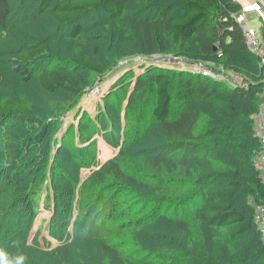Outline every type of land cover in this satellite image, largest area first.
I'll return each mask as SVG.
<instances>
[{
	"label": "rangeland",
	"instance_id": "374dc122",
	"mask_svg": "<svg viewBox=\"0 0 264 264\" xmlns=\"http://www.w3.org/2000/svg\"><path fill=\"white\" fill-rule=\"evenodd\" d=\"M42 1L11 0L12 13L7 27L5 30L0 28V95L29 104L40 116L39 120L49 126V133L35 150L36 155L32 156L30 146L20 147L23 149L22 156L26 155V162H16V169L23 170L24 173H20L18 178L9 174L0 181V213L7 210L10 214L7 226L11 232L9 244L18 253L23 252L22 244L36 206L30 196H26L27 199L24 197L25 190H21L32 181H37L44 190L40 195V212L34 221L32 236L34 232H38L43 221L50 220L51 217L44 198L48 199L54 192L60 206L51 235H41L42 231L37 233L35 242L39 249L23 252L25 258L38 259L40 264H62V257L66 259L63 264H206L202 252L214 255V242L222 239L236 257L244 254L256 236L252 231L247 230L238 238L231 239L225 227L203 226L193 217L194 208L199 201L177 209V200L187 197L194 186L188 184L184 169L178 168L177 171L166 173L162 166L157 165V161L164 156L179 155L178 149L173 141L167 140L161 125L153 118L155 90L151 86H145L135 96L134 83L145 65L180 64L185 67L188 61L194 62V66L198 67L202 64L203 70L227 79L232 85H247L246 79L240 74L216 71V62L189 57L184 53L187 48L181 50L178 46L174 47L171 41L168 47L159 41L149 45L151 41L144 35L143 29L137 28L134 23L151 25L157 19L159 7L148 8L141 3L128 5V21L111 20L104 13L92 14L82 21L80 36L85 38L92 52L106 66L102 75L86 73L70 62L75 39L70 30L61 26L49 14L37 11ZM262 5H259L261 9L264 7ZM169 7L172 14L182 12L177 0H171ZM251 8L248 7L247 10ZM245 16L248 24L253 26L264 21L260 19L258 10ZM40 45L49 46V60L30 65V79L18 75L12 68V55L18 50ZM55 68L61 72L75 71L85 76L87 84L81 93L74 95L60 90L55 93L45 90L38 82V74ZM127 69L131 71L125 76ZM120 78L121 83L118 85ZM185 85L176 81L173 96H178L177 90L185 91ZM257 100L260 110L253 117L255 127L260 131V118L264 115V92ZM172 105L174 111L176 105ZM79 121L82 123L81 138L80 135L73 134L71 129L72 124L76 125ZM25 124L18 117L0 121V153L4 148L5 151L9 148L7 137L12 132L9 127L22 128ZM212 126L216 127L217 124ZM201 128L202 126L198 131ZM27 134L26 132L22 136ZM57 136L59 140L54 141ZM73 139L79 141L77 146ZM208 141L211 139L206 142ZM206 153L208 152H203L202 155ZM262 154L263 150L260 155ZM110 158L120 163L119 166L129 176L128 181L117 179L112 172L105 181L93 176ZM28 160H35V163L26 167ZM167 176L178 178L172 181L171 187L163 179ZM149 182L156 187V192L147 193L142 187V183ZM102 190L107 191V195L121 196L128 211L127 222L130 224H123L122 220H109L99 226L96 234L99 239L92 237L74 240V226H81L75 221L81 213L80 203L96 198V195H101ZM23 199H26V203L20 206ZM236 201L238 208L246 216L252 215L253 225L255 230H260L264 247V228L259 224L258 216L263 206L256 204L252 213L250 203L254 201L243 190ZM133 219L139 220V223L132 224L135 222ZM91 222L90 220L89 225ZM49 223L51 222L47 224ZM67 238H70V246L60 247V260L36 254V250L40 251L43 247L44 250L58 248L62 239ZM106 244L112 246L113 250L107 251ZM261 260L262 258L257 259V262ZM222 264L230 262L224 260ZM254 264H257L256 261Z\"/></svg>",
	"mask_w": 264,
	"mask_h": 264
},
{
	"label": "trees",
	"instance_id": "16d2710c",
	"mask_svg": "<svg viewBox=\"0 0 264 264\" xmlns=\"http://www.w3.org/2000/svg\"><path fill=\"white\" fill-rule=\"evenodd\" d=\"M177 1L182 10L180 14H172L169 11L171 0H43L37 11L49 14L61 26L70 30L75 38L70 62L86 73L102 75L106 66L92 52L85 38L80 36L82 21L95 13H104L111 20L128 21L130 20L127 16L128 5L141 3L148 8L159 7L157 19L151 25L134 23L137 28L143 29L144 35L151 41L149 45L152 46L159 41L168 47L171 41L174 47L178 46L181 50L187 48L184 53L189 57L216 62V71L240 74L246 79L247 85H232L225 78L205 73L200 69L202 64L198 67L194 66V62L188 61L185 67H181L179 63L168 66L145 65L142 74L136 76L134 85L135 96L145 86H151L155 90L153 118L161 125L167 140L173 141L178 149L179 155L164 156L157 161V165L162 166L166 173L177 171L178 168L184 169L188 176V184L194 186L187 197L177 200V209L186 208L188 204L191 206L199 201L194 208L193 217L203 226L225 227L231 239L238 238L247 230L256 235L249 249L246 248L245 253L237 257L223 239L216 240L213 245L214 255L202 252L205 263L222 264V261L229 260L230 264H237L239 261L238 264H254L255 261L257 264H264L260 230H255L252 215L246 216L238 208L236 201L238 194L243 190L250 200L254 201L250 203L252 213L256 204L264 208V182L261 170L256 167V160L264 148V139L256 129L253 117L260 110L257 99L264 92V70L260 65V57L247 45L242 26L235 17L242 8L235 0ZM11 13V0H0L1 29H6ZM48 49V45H40L32 49L18 50L11 58L13 70L23 78L30 79L29 66L48 61ZM128 71L131 70L127 69L125 76ZM121 78L117 82L118 85ZM176 81L186 84L184 87L186 89L177 90L178 96L175 97L172 92ZM38 82L50 93L60 90L74 95L80 94L87 84L86 77L78 72H61L57 68L39 73ZM121 86L124 89V83ZM172 104L176 105L174 111ZM12 117H18L26 124L22 128L9 127L12 130L7 137L9 148L6 151L4 148L0 153V181L9 174L20 177V173L23 174L24 171L16 169V162H26L24 159L26 155L22 156L23 149L20 147L30 146L31 154L34 156L36 148L49 133V126L39 120L40 116L29 104L0 95V121L5 122ZM214 123L217 124L216 127L212 126ZM201 126V130L198 131ZM71 129L73 134L82 137L81 121L76 125L72 124ZM26 132L27 136L23 137ZM209 138L211 141L206 142ZM57 139L59 140V136L53 140ZM74 143L77 146L79 141L74 140ZM203 152L208 153L202 155ZM113 159L106 160L93 176L105 181L112 172L117 179L127 180L129 177L127 172L119 166L120 163L116 159L115 161ZM27 162L26 167L35 163V160ZM163 179L166 185L171 187L172 181L178 178L167 176ZM40 186L39 182L32 181L21 190V192L25 190L24 197L30 196L36 206L24 237L25 241L21 243L24 253L39 249L35 242L37 233L42 231L41 235L42 233L51 235L60 207L56 193L54 195L53 192L48 199L44 198L47 208L51 211V217L50 220H44L38 232H34L32 236L34 221L40 212V195L44 190ZM142 187L147 193L156 192V187L150 182L142 183ZM103 191L101 195L97 193L96 198L80 203L81 213L75 221L81 226H74L72 233L74 240L96 237L99 226L109 220H122L123 224H130L127 222L128 211L124 201H121V196L107 195V191ZM26 199L20 201V206L26 203ZM8 217L10 214L7 210L0 213V250L7 253L9 259H15L21 256L20 254L25 255L23 252L18 253L9 244L11 232L7 228ZM90 220L92 222L89 225ZM133 220L135 222L132 224L139 223V220ZM47 221L51 223L47 224ZM68 239L70 238L62 239L58 248L44 250L43 247L40 251L36 250V254L60 260L62 257L60 247L62 245L69 247ZM105 247L107 251L113 250L109 244ZM261 258V262H257V259ZM27 262L40 264L35 258H25L24 263ZM60 262L63 264L66 259L62 257Z\"/></svg>",
	"mask_w": 264,
	"mask_h": 264
},
{
	"label": "built area",
	"instance_id": "2783aa9c",
	"mask_svg": "<svg viewBox=\"0 0 264 264\" xmlns=\"http://www.w3.org/2000/svg\"><path fill=\"white\" fill-rule=\"evenodd\" d=\"M259 1V0H254ZM235 17L237 19L238 22H240L243 32H244V36L246 38L247 41V45L250 48V50H252L255 54H257L260 57V65L262 66L263 70H264V38L261 37L258 34L257 29L253 26L248 24L247 22V18L245 16V13L243 12V10L239 11L238 13L235 14ZM200 69L203 70L202 66L200 67ZM205 71V70H203ZM205 73L210 74L209 72L205 71ZM261 119V130L259 131V134L262 135L263 139H264V115H262ZM264 151V148H263ZM264 154L260 155L258 160H257V168H259L261 170V178L264 182ZM261 211L259 212V224L261 225V227L264 228V208L260 209Z\"/></svg>",
	"mask_w": 264,
	"mask_h": 264
},
{
	"label": "crops",
	"instance_id": "0c3cea01",
	"mask_svg": "<svg viewBox=\"0 0 264 264\" xmlns=\"http://www.w3.org/2000/svg\"><path fill=\"white\" fill-rule=\"evenodd\" d=\"M237 3H239V5H241V8L243 10V12L246 14L248 13H251L252 11H256L258 10L259 11V14H260V19H263L264 20V7L263 9H261L259 7V5L262 3L264 6V0H259V1H254V0H235ZM248 7H252L251 9L247 10ZM261 21V20H260ZM257 31H258V34L264 38V33L262 34V28H264V21H261L260 25H256L254 26Z\"/></svg>",
	"mask_w": 264,
	"mask_h": 264
},
{
	"label": "clouds",
	"instance_id": "9594fccd",
	"mask_svg": "<svg viewBox=\"0 0 264 264\" xmlns=\"http://www.w3.org/2000/svg\"><path fill=\"white\" fill-rule=\"evenodd\" d=\"M25 257L23 255L16 257L15 259H9L7 253L0 250V264H24Z\"/></svg>",
	"mask_w": 264,
	"mask_h": 264
}]
</instances>
